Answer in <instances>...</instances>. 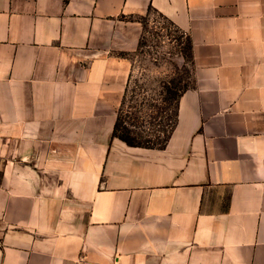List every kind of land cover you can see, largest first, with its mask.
Listing matches in <instances>:
<instances>
[{
  "label": "crops",
  "instance_id": "obj_1",
  "mask_svg": "<svg viewBox=\"0 0 264 264\" xmlns=\"http://www.w3.org/2000/svg\"><path fill=\"white\" fill-rule=\"evenodd\" d=\"M151 10L191 41L161 148L112 137ZM0 264H264V0H0Z\"/></svg>",
  "mask_w": 264,
  "mask_h": 264
},
{
  "label": "rangeland",
  "instance_id": "obj_2",
  "mask_svg": "<svg viewBox=\"0 0 264 264\" xmlns=\"http://www.w3.org/2000/svg\"><path fill=\"white\" fill-rule=\"evenodd\" d=\"M140 20L141 44L129 55L131 76L122 114L135 124H128L133 136L144 141L174 116L175 103L163 101V87H189L193 73L186 35L152 10Z\"/></svg>",
  "mask_w": 264,
  "mask_h": 264
},
{
  "label": "trees",
  "instance_id": "obj_3",
  "mask_svg": "<svg viewBox=\"0 0 264 264\" xmlns=\"http://www.w3.org/2000/svg\"><path fill=\"white\" fill-rule=\"evenodd\" d=\"M167 21L175 30L179 31L180 33L185 34L183 31H181L179 28H177L171 21H169V20H167ZM186 38H187V47L189 48L190 56H191V41H190L188 35H186ZM140 44H141V41L139 40L137 49L139 48ZM130 76H131V74H129V77L127 79V83L125 86L123 97H122L121 103L119 105V108L117 110L115 122H114L113 129H112V137H116V138L122 140L123 142H125L127 145H130V146L161 148L165 145V143H166V141H167L174 125H175L176 113H177V103H178L179 97L188 87H186V86L170 87L167 85L163 87V89H164L163 90V92H164L163 101L166 103H169L168 101L171 100L172 102L175 103L174 116L173 117L171 115L168 116L167 121L164 123L163 127L161 129H159L155 134H153L152 137H150L144 141H140V140H137L133 136L135 134L130 128V127H133L135 124H133V122L132 123L129 122V120L126 119V115L122 114L123 106L125 104V98H126V95L128 92ZM128 124H130L132 126L129 127Z\"/></svg>",
  "mask_w": 264,
  "mask_h": 264
}]
</instances>
